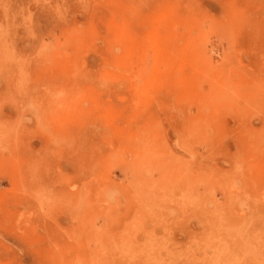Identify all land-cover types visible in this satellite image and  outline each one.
<instances>
[{"label": "rangeland", "instance_id": "rangeland-1", "mask_svg": "<svg viewBox=\"0 0 264 264\" xmlns=\"http://www.w3.org/2000/svg\"><path fill=\"white\" fill-rule=\"evenodd\" d=\"M0 264H264V0H0Z\"/></svg>", "mask_w": 264, "mask_h": 264}]
</instances>
